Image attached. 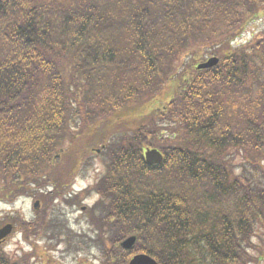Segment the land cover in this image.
<instances>
[{"label":"trees","instance_id":"16d2710c","mask_svg":"<svg viewBox=\"0 0 264 264\" xmlns=\"http://www.w3.org/2000/svg\"><path fill=\"white\" fill-rule=\"evenodd\" d=\"M263 16L264 0H0V203L40 200L64 231L65 182L98 149L101 260L135 235L158 264H239L264 233V31L230 43Z\"/></svg>","mask_w":264,"mask_h":264},{"label":"rangeland","instance_id":"374dc122","mask_svg":"<svg viewBox=\"0 0 264 264\" xmlns=\"http://www.w3.org/2000/svg\"><path fill=\"white\" fill-rule=\"evenodd\" d=\"M264 29V18L260 20H254L247 24L245 31L242 35V38L238 40V44H241L245 41L251 39V37L258 33L260 30ZM129 119L127 122H130ZM97 159L101 160L96 156H90V161L88 163L92 164L91 169L87 173H75L72 179V187L70 190L71 196L79 195L83 190L92 191V196L86 200H83L79 205H75L71 208H68L63 211L65 213L70 226L72 220L74 222H84L85 218L83 212L80 211L82 206H91L94 208L96 206L97 197L93 196L94 186L99 182L103 174L105 173L104 164H98ZM237 164L238 162L235 161ZM89 193H87L88 195ZM37 199L31 200L30 198H18L12 204H3L0 203V224L6 223L11 216H17L19 220L22 222V226L25 228L26 235L21 233L20 226H15L14 232L9 235L2 243H0V250L8 257L11 264H24V260H31L35 264H71L70 257L66 256L63 258L62 252H65L69 249L70 252L79 250V264H99L98 260L93 257V255H89L87 257L89 249L95 255H99L102 259H107L105 255L101 254L97 249L87 247V241L84 234L79 236V245L75 246V250H72L71 242H62V239H57L58 242H61L60 245L52 246V250L48 252L50 248V241L48 238L40 239L38 236L40 234V230L34 225L31 221H33L36 213L32 210L33 203ZM74 210H78L79 213H68ZM51 212L45 208V203L42 205L41 212ZM68 213V214H67ZM77 217V219H75ZM42 217V216H41ZM4 220V221H3ZM96 219H92V224ZM89 229H84L81 233H89ZM93 233L91 232V235ZM123 238V237H121ZM260 238V240H259ZM250 248L247 246L243 250L242 253V261L239 264H264V233L257 232L250 238ZM113 251L111 255H114L112 262L114 264H119L123 260V251L119 248L111 247L110 245L106 246L105 253L108 254L109 251ZM133 254V253H131ZM130 254V256H131ZM23 255L21 259L18 256ZM230 264V263H227Z\"/></svg>","mask_w":264,"mask_h":264},{"label":"water","instance_id":"95a60500","mask_svg":"<svg viewBox=\"0 0 264 264\" xmlns=\"http://www.w3.org/2000/svg\"><path fill=\"white\" fill-rule=\"evenodd\" d=\"M217 63L216 59H210L205 64L198 66V69H206L214 66ZM146 163L149 165H157L162 162V156L156 150H147L145 153ZM11 232V226L6 225L0 229V240L6 237ZM135 243V237H129L121 243L124 250H130ZM129 264H156L151 258L144 255L135 256Z\"/></svg>","mask_w":264,"mask_h":264}]
</instances>
